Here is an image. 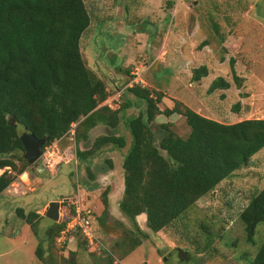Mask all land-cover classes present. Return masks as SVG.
Masks as SVG:
<instances>
[{
  "label": "rangeland",
  "instance_id": "1",
  "mask_svg": "<svg viewBox=\"0 0 264 264\" xmlns=\"http://www.w3.org/2000/svg\"><path fill=\"white\" fill-rule=\"evenodd\" d=\"M84 2L91 24L82 37L81 52L109 93L100 107L115 111L129 100L134 104L122 112L116 130L99 124L89 132L82 131L80 139L77 133L74 137L67 133L45 147L38 162L44 170L30 166L4 192L0 198V264H45L36 257V250L54 222L46 212L56 201L62 204L56 223L65 222L71 208L89 212L91 230L99 243L92 247L76 233L54 236L53 242L44 244V257L53 264H250L264 243V224L257 226L250 242L240 214L264 189V149L249 167L223 181L171 227L154 233L147 226V215L139 216L138 226L148 238L121 212L120 202L125 189L123 159L131 145L127 124L147 108L126 93L136 85L132 83L136 73L139 85L151 90L156 99L161 97V110L183 103L224 124L264 120V0ZM232 58L240 86L233 78ZM202 66L208 69V77L193 82L194 70ZM219 77L230 82V89L209 94ZM156 122L173 123L181 138L191 132L178 114L170 118L159 115ZM78 124L72 126L75 132ZM18 129L21 135L25 133L21 126ZM110 134L124 136L127 148L107 146L79 161L78 150H88L99 137ZM107 160L114 163L113 168ZM22 166L17 162L18 170ZM105 192H109L107 214ZM18 208L40 215L38 235L19 218ZM202 225L211 232L212 242ZM138 239L142 245L123 258ZM124 242L126 249L115 248V244L123 247ZM179 249L190 254L189 261L179 259Z\"/></svg>",
  "mask_w": 264,
  "mask_h": 264
},
{
  "label": "trees",
  "instance_id": "2",
  "mask_svg": "<svg viewBox=\"0 0 264 264\" xmlns=\"http://www.w3.org/2000/svg\"><path fill=\"white\" fill-rule=\"evenodd\" d=\"M90 24L84 0H0V172L5 170L0 174V198L30 167L20 154L24 145L19 126L45 140L43 151L76 123L78 139L82 131L89 132L99 124L116 130L122 122V112L134 104L129 100L115 111L100 107L109 97L107 86L87 66L81 52V40ZM230 64L240 86L235 59ZM208 74L205 66L195 69L192 81L200 82ZM230 87V82L219 77L208 93ZM126 93L143 101L147 108L127 124L131 145L123 160L125 189L120 209L144 238L149 235L139 228V216L147 215V226L154 233L171 227L223 181L249 167L264 149V120L224 124L183 103L161 110V97L156 99L151 90L139 84L128 87ZM175 114L185 118L191 130L187 138L175 133L173 123L156 122L159 115L170 118ZM107 146L126 149L127 139L117 134L99 137L90 149L78 150L76 157L86 161L94 151ZM17 162L23 163L20 170ZM107 162L113 168L114 163ZM108 194L104 193L105 214ZM70 211L65 222H53L40 239L36 250L40 262L53 264L44 257V244L63 234L76 209ZM17 213L38 235L40 215L26 213L24 208H18ZM240 220L248 241L253 242L257 226L264 224V189L251 198ZM202 229L212 242L208 227L202 225ZM70 233L79 234L86 242L80 231ZM125 245L115 244V248L126 249ZM141 245L142 240H136L123 258ZM250 264H264V243Z\"/></svg>",
  "mask_w": 264,
  "mask_h": 264
},
{
  "label": "water",
  "instance_id": "3",
  "mask_svg": "<svg viewBox=\"0 0 264 264\" xmlns=\"http://www.w3.org/2000/svg\"><path fill=\"white\" fill-rule=\"evenodd\" d=\"M23 145V158L29 163L30 166H38L40 170H44L42 166H39L38 162L43 156L42 148L45 145V140L38 139L33 134L25 132L20 137ZM61 203L51 202L46 212V217L54 222H58L60 218ZM179 259L181 261H189L190 254L181 249L178 250Z\"/></svg>",
  "mask_w": 264,
  "mask_h": 264
},
{
  "label": "built area",
  "instance_id": "4",
  "mask_svg": "<svg viewBox=\"0 0 264 264\" xmlns=\"http://www.w3.org/2000/svg\"><path fill=\"white\" fill-rule=\"evenodd\" d=\"M136 78L132 83L139 84V75L138 73L135 74ZM68 133L72 135V137L75 136V130L72 128ZM90 215L89 212H82L81 209H76L75 215L68 221L67 227L65 231L63 232V235H66L70 232L74 231H80L83 237L86 239V241L89 243L90 246H95L99 243V240L95 234L91 230V222L90 219L88 218ZM104 248V246L102 245Z\"/></svg>",
  "mask_w": 264,
  "mask_h": 264
},
{
  "label": "crops",
  "instance_id": "5",
  "mask_svg": "<svg viewBox=\"0 0 264 264\" xmlns=\"http://www.w3.org/2000/svg\"><path fill=\"white\" fill-rule=\"evenodd\" d=\"M131 86V83L129 84ZM204 116V115H203ZM124 160V159H123ZM5 195V194H4ZM142 216V215H141Z\"/></svg>",
  "mask_w": 264,
  "mask_h": 264
}]
</instances>
